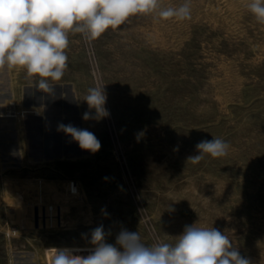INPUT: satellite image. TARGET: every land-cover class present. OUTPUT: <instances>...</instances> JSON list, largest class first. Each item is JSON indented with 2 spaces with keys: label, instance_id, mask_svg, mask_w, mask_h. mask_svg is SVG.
I'll use <instances>...</instances> for the list:
<instances>
[{
  "label": "rangeland",
  "instance_id": "374dc122",
  "mask_svg": "<svg viewBox=\"0 0 264 264\" xmlns=\"http://www.w3.org/2000/svg\"><path fill=\"white\" fill-rule=\"evenodd\" d=\"M247 2L191 0L184 21L135 15L92 41L70 34L51 93L0 69V264H51L54 248L87 256L101 225L107 243L126 229L151 246L196 223L264 264V24ZM96 86L100 119L84 101ZM59 124L92 132L100 150ZM213 138L226 156L187 162Z\"/></svg>",
  "mask_w": 264,
  "mask_h": 264
},
{
  "label": "clouds",
  "instance_id": "9594fccd",
  "mask_svg": "<svg viewBox=\"0 0 264 264\" xmlns=\"http://www.w3.org/2000/svg\"><path fill=\"white\" fill-rule=\"evenodd\" d=\"M247 10L264 24V0H248ZM135 15H154L162 20L184 21L191 16V0L178 7L163 0H0V69H21L27 77H39L35 87L53 91L50 81H60L68 67L66 50L69 35L81 34L86 40L99 38L109 28L116 29ZM104 86L88 89L84 101L95 110V118L107 117ZM93 118L90 112L83 119ZM58 131L71 136L80 149L96 153L101 142L87 129L59 124ZM230 144L213 138L196 145L198 154L187 158L193 165L205 156L221 158ZM94 246L87 256L78 249H51V264H251L232 242L214 227L186 225L174 244L158 242L148 246L138 232L121 230L116 244L106 242L103 225L91 232Z\"/></svg>",
  "mask_w": 264,
  "mask_h": 264
},
{
  "label": "built area",
  "instance_id": "2783aa9c",
  "mask_svg": "<svg viewBox=\"0 0 264 264\" xmlns=\"http://www.w3.org/2000/svg\"><path fill=\"white\" fill-rule=\"evenodd\" d=\"M71 189H75V183L73 182V183H71Z\"/></svg>",
  "mask_w": 264,
  "mask_h": 264
}]
</instances>
